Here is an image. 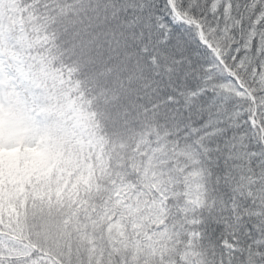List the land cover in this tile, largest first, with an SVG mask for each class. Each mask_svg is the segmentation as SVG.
Returning <instances> with one entry per match:
<instances>
[{
    "label": "snow or ice",
    "instance_id": "1",
    "mask_svg": "<svg viewBox=\"0 0 264 264\" xmlns=\"http://www.w3.org/2000/svg\"><path fill=\"white\" fill-rule=\"evenodd\" d=\"M0 264H264V0H0Z\"/></svg>",
    "mask_w": 264,
    "mask_h": 264
}]
</instances>
